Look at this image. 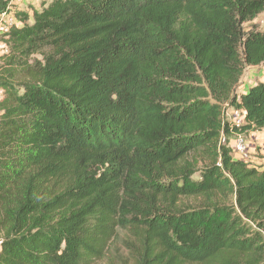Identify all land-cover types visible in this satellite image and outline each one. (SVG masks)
Here are the masks:
<instances>
[{"label": "trees", "instance_id": "16d2710c", "mask_svg": "<svg viewBox=\"0 0 264 264\" xmlns=\"http://www.w3.org/2000/svg\"><path fill=\"white\" fill-rule=\"evenodd\" d=\"M9 9L0 0V15ZM264 0H48L0 39V264H264ZM238 110L233 127L225 112Z\"/></svg>", "mask_w": 264, "mask_h": 264}, {"label": "rangeland", "instance_id": "374dc122", "mask_svg": "<svg viewBox=\"0 0 264 264\" xmlns=\"http://www.w3.org/2000/svg\"><path fill=\"white\" fill-rule=\"evenodd\" d=\"M48 1V0H47ZM47 3L44 0H20L19 11L31 13L32 9L36 8V4ZM39 5V7L41 6ZM264 27V13L259 15L253 22L244 25L245 32L252 31L253 29H261ZM2 37H0L1 39ZM1 41V40H0ZM264 83V65L258 67H247L244 70L243 76L240 80L239 86L235 94L239 95L246 92L256 84ZM236 137V136H235ZM234 137V138H235ZM264 134L250 133L248 136L243 137L250 153L248 158H240V156L232 151L234 159H241L242 162L248 163L250 167L264 169ZM231 140V148L235 146L236 140ZM239 159V160H240ZM137 245L134 240L126 232H120L117 238L111 243L103 259L96 262V264H136L135 251Z\"/></svg>", "mask_w": 264, "mask_h": 264}, {"label": "built area", "instance_id": "2783aa9c", "mask_svg": "<svg viewBox=\"0 0 264 264\" xmlns=\"http://www.w3.org/2000/svg\"><path fill=\"white\" fill-rule=\"evenodd\" d=\"M7 1L9 3V9L8 11L0 15V37L8 33L10 29L18 26L16 13L20 12L18 5L20 0ZM1 96L2 91L0 90V98ZM225 117L227 120L232 122L233 127H240L241 125H243V118L238 110L231 109L229 112H225ZM243 137L244 136L238 135L234 138V140L236 141L235 146L233 148V153L236 152L240 156V158H248L250 150L249 147L246 146Z\"/></svg>", "mask_w": 264, "mask_h": 264}, {"label": "crops", "instance_id": "0c3cea01", "mask_svg": "<svg viewBox=\"0 0 264 264\" xmlns=\"http://www.w3.org/2000/svg\"><path fill=\"white\" fill-rule=\"evenodd\" d=\"M44 1H46V2H48L47 0H44ZM41 3H37L36 4V8H39V5H40ZM6 52V48H5V45H4V43L2 42V41H0V56L1 55H3L4 53ZM262 134H264V132H261ZM264 138V137H263Z\"/></svg>", "mask_w": 264, "mask_h": 264}]
</instances>
